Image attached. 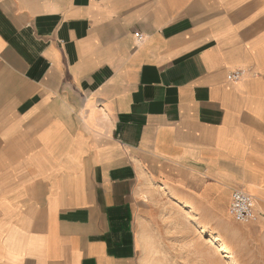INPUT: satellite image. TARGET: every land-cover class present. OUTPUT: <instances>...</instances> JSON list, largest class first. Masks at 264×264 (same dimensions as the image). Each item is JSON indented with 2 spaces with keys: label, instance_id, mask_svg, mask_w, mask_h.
I'll return each instance as SVG.
<instances>
[{
  "label": "crops",
  "instance_id": "crops-1",
  "mask_svg": "<svg viewBox=\"0 0 264 264\" xmlns=\"http://www.w3.org/2000/svg\"><path fill=\"white\" fill-rule=\"evenodd\" d=\"M146 198L264 230V0H0V264H140Z\"/></svg>",
  "mask_w": 264,
  "mask_h": 264
},
{
  "label": "rangeland",
  "instance_id": "rangeland-1",
  "mask_svg": "<svg viewBox=\"0 0 264 264\" xmlns=\"http://www.w3.org/2000/svg\"><path fill=\"white\" fill-rule=\"evenodd\" d=\"M149 208H147V241L143 255L140 256V264H185L187 262L174 260L170 263L171 252L177 253L184 249L183 239L172 238L170 227L176 222H182L191 227L197 234L200 233L207 240L216 238L218 244L222 246L227 253L218 252L209 253V264H264V230L260 233L244 230L235 237L227 234L223 236L211 227V223L206 224L200 220V215L196 214H172L169 205L170 199L165 198L160 201L157 199H145ZM206 224V225H205ZM174 226V225H173ZM214 236V237H213ZM173 240V241H172ZM209 243V241H208ZM175 247L170 251L169 247ZM214 247V246H213ZM216 249V247H215ZM217 250V249H216ZM230 256L223 257V256ZM188 264V263H187ZM196 264V263H189Z\"/></svg>",
  "mask_w": 264,
  "mask_h": 264
},
{
  "label": "built area",
  "instance_id": "built-area-1",
  "mask_svg": "<svg viewBox=\"0 0 264 264\" xmlns=\"http://www.w3.org/2000/svg\"><path fill=\"white\" fill-rule=\"evenodd\" d=\"M135 36L138 42L144 38L143 34L139 32H136ZM243 73L242 70L233 71L228 75V80L235 82L242 77ZM230 212L238 222L250 223L254 221L258 217L255 197L245 190H235L232 194Z\"/></svg>",
  "mask_w": 264,
  "mask_h": 264
},
{
  "label": "bare ground",
  "instance_id": "bare-ground-1",
  "mask_svg": "<svg viewBox=\"0 0 264 264\" xmlns=\"http://www.w3.org/2000/svg\"><path fill=\"white\" fill-rule=\"evenodd\" d=\"M214 237V236H213ZM209 241V243L212 245V246H214V247H216V249H217V251L218 252H220V253H222V255L223 254H225V253H227V251L222 247V246H220L219 244H218V241L216 240V238H212L211 240H208ZM223 257H230V256H223ZM232 262H230V264H231Z\"/></svg>",
  "mask_w": 264,
  "mask_h": 264
}]
</instances>
